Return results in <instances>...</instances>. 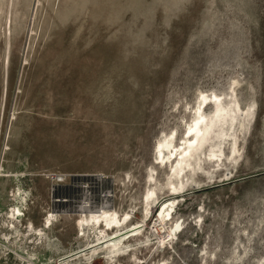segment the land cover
I'll use <instances>...</instances> for the list:
<instances>
[{
  "label": "rangeland",
  "instance_id": "1",
  "mask_svg": "<svg viewBox=\"0 0 264 264\" xmlns=\"http://www.w3.org/2000/svg\"><path fill=\"white\" fill-rule=\"evenodd\" d=\"M1 8L0 169L11 178L0 209L14 185L25 190L16 196L25 222L71 214L54 231L58 256L85 243L76 211L89 205L128 215L152 243L163 241L151 252L122 236L139 264L158 263L157 250L169 264L263 260L264 0H5ZM234 80V101L253 113L238 114L222 145L237 159L202 160L198 182L180 194L158 184L145 219L148 176L165 183L170 170L155 159L156 144L183 135L200 92H229Z\"/></svg>",
  "mask_w": 264,
  "mask_h": 264
},
{
  "label": "bare ground",
  "instance_id": "2",
  "mask_svg": "<svg viewBox=\"0 0 264 264\" xmlns=\"http://www.w3.org/2000/svg\"><path fill=\"white\" fill-rule=\"evenodd\" d=\"M4 1L0 0V10H3L1 5ZM11 23V18L6 17V48L13 32ZM8 60L5 53L4 64ZM239 84L240 81L234 80L229 87V92L219 94L200 92L197 96L196 106L192 108L194 115L191 122H186L183 135L177 138V132L175 133L174 130L158 141L154 148L155 159L159 160L165 168L169 167L170 170L168 173L166 172L167 180L165 183L158 182L157 177H154L153 174L148 176L149 185L144 195L145 199H143L146 210L145 219L149 217L150 208H153L160 200L157 191L158 184L160 192L167 189L172 194H180L183 193L190 180L198 182L193 179V174L197 167L201 168L202 160L209 159L212 163L220 165L219 161L222 160V156L231 161L237 159L234 155L231 156L236 153L235 150H232L231 154H227L222 149V145L225 139L231 135L230 132L234 129V122L238 114L242 116L244 114L252 116L253 114L251 108L248 110L242 108L233 99V92ZM1 98L3 99V96ZM211 105L214 110L207 113L206 108ZM244 125V122H241L239 126L242 128ZM212 135L218 136L217 141L213 140ZM10 178L9 171L0 169V189H6L5 185L8 182L5 183V180ZM18 194H25V190L16 189L13 185V189H9L6 192V197L2 199L3 207L0 209V264H5L6 261L8 264L12 263L9 257L10 251L16 264H95L96 257L104 259L106 264H125L123 260H127L128 264H139L141 261L140 257L136 255L137 252L131 253L128 248L129 243H122L119 240L122 236L132 235L135 237L138 246L143 247L145 245L144 247L150 248L151 252L156 244H158L157 248L163 244L162 240L158 243H152V238L141 232L142 226L128 220V215L124 217V215H119L116 210H108L105 209L106 207L78 206L76 224L78 233L85 239V243L78 249L66 251L58 256L61 248H58L54 233L56 225L60 224L62 219H71L72 215L50 210L43 216L39 225L31 218L25 222L23 220L24 198L17 199ZM175 205L171 204L170 206L175 207ZM108 237H111V240L107 241ZM156 252L163 255L156 264H169V258L163 254L165 253L164 250H157ZM245 253L247 254V252ZM206 254H209L211 259L217 257L213 251L206 252ZM60 256H63L62 261L57 258ZM203 259H205V255ZM234 259L241 260L243 258L237 253ZM256 264H264V257L263 260H258Z\"/></svg>",
  "mask_w": 264,
  "mask_h": 264
},
{
  "label": "built area",
  "instance_id": "3",
  "mask_svg": "<svg viewBox=\"0 0 264 264\" xmlns=\"http://www.w3.org/2000/svg\"><path fill=\"white\" fill-rule=\"evenodd\" d=\"M6 261V260H5ZM5 264H8V261H6V263Z\"/></svg>",
  "mask_w": 264,
  "mask_h": 264
}]
</instances>
